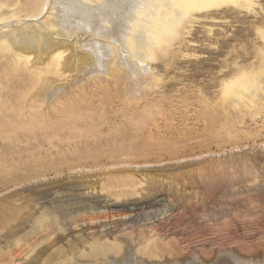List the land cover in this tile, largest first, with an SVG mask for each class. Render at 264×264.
I'll return each instance as SVG.
<instances>
[{
    "label": "rangeland",
    "instance_id": "374dc122",
    "mask_svg": "<svg viewBox=\"0 0 264 264\" xmlns=\"http://www.w3.org/2000/svg\"><path fill=\"white\" fill-rule=\"evenodd\" d=\"M256 1L248 11L225 6L194 13L171 66L146 63L163 83L151 94L164 98V118L150 113L132 128L120 117L117 100L96 105L109 122L102 132L34 149L37 158L22 164L44 166V173L14 183L0 180V264H136L142 252L157 247L168 262L194 251L203 262L216 263L224 250L253 264L264 261L263 119L245 118L240 128L234 125L235 136L203 142L198 117L200 100L219 95L233 64L254 61V28L264 20V0ZM148 130L164 143L147 146ZM119 153L132 157L111 159ZM252 177L260 182L234 181ZM108 184L114 189H101ZM86 228L92 233L81 232Z\"/></svg>",
    "mask_w": 264,
    "mask_h": 264
},
{
    "label": "bare ground",
    "instance_id": "6f19581e",
    "mask_svg": "<svg viewBox=\"0 0 264 264\" xmlns=\"http://www.w3.org/2000/svg\"><path fill=\"white\" fill-rule=\"evenodd\" d=\"M254 2L257 3L256 0H0V180L14 183L42 173L44 166L33 170L34 164H22L33 160L34 149L42 151L45 144L51 146L67 138L70 141L71 137L94 134L109 126L104 111H96V105L103 107L104 103L110 105L117 100L120 117L131 127L150 113H154L152 118H164L166 112L161 108L164 98L151 94L160 88L162 80L146 63L160 61L166 70L171 66L177 52L174 47L181 43L194 13L225 6L248 11L255 6ZM254 29L257 36L254 61L247 66L234 63V72L221 81L216 99L199 102L198 117L202 121L199 132L203 142L216 136H235L238 133L235 126L242 125L245 118L261 117L264 123V20ZM155 108L157 111L152 112ZM152 118L150 125L156 120ZM128 123L125 125L129 127ZM149 133L150 130L143 139L147 146L164 143L162 135L150 138ZM118 157L132 155L120 154L111 159ZM15 163L24 167H14L13 171L10 166ZM219 178L233 180L230 176ZM234 181L247 184L260 179ZM108 185H102L101 189L109 192L113 186ZM137 187L131 192L137 191ZM83 231L91 234L92 228ZM157 248L142 250L137 263L231 264L227 261L230 258L237 264H253L249 258L226 250L218 252L216 263L203 262L194 251L187 259L175 262L165 259V262Z\"/></svg>",
    "mask_w": 264,
    "mask_h": 264
}]
</instances>
